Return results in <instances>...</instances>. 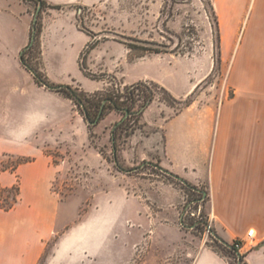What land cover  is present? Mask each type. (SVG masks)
I'll return each instance as SVG.
<instances>
[{
  "label": "rangeland",
  "instance_id": "obj_1",
  "mask_svg": "<svg viewBox=\"0 0 264 264\" xmlns=\"http://www.w3.org/2000/svg\"><path fill=\"white\" fill-rule=\"evenodd\" d=\"M210 4L76 6L81 29L98 39L61 58L44 50L46 4L22 55L16 27L0 31V173L15 176L13 185L0 186V212L21 202L17 171L36 159L4 151L13 144L47 156L56 170L51 190L61 202L34 264H187L188 243L195 253L206 243L232 264H245L214 237L209 180L193 185L179 176L191 188L158 160L171 118L207 107L218 113L234 92L239 35L227 53L220 31L219 49ZM125 109L141 112L126 116ZM17 185L19 195L10 190ZM12 219L0 216V264H19L25 255L22 238L30 230H18Z\"/></svg>",
  "mask_w": 264,
  "mask_h": 264
},
{
  "label": "crops",
  "instance_id": "obj_2",
  "mask_svg": "<svg viewBox=\"0 0 264 264\" xmlns=\"http://www.w3.org/2000/svg\"><path fill=\"white\" fill-rule=\"evenodd\" d=\"M100 1L45 0L46 7L39 16L44 50H50L48 56L61 58L65 50L79 55L98 39L81 29L73 8L93 6ZM34 3L37 11L33 10ZM39 6L35 0H0V13L11 14H0V31L16 27L21 36L20 55L35 33ZM215 8L225 52L239 35V67L232 75L235 95L221 103L218 113L207 107V111H184L171 118L165 126L158 160L165 169L193 185L209 180L214 232L233 245L254 228L253 246L246 250L243 262L264 264V0H215ZM4 151L32 152L36 157L17 171L21 202L10 212H0L2 217H12L18 230H30L22 238L25 255L17 262L34 264L40 258L43 238L55 229L61 205L51 190L56 170L38 149L13 144ZM14 183L13 173H0V186ZM189 244L187 255L192 258H188L187 264H232L206 243H197L196 253Z\"/></svg>",
  "mask_w": 264,
  "mask_h": 264
},
{
  "label": "trees",
  "instance_id": "obj_3",
  "mask_svg": "<svg viewBox=\"0 0 264 264\" xmlns=\"http://www.w3.org/2000/svg\"><path fill=\"white\" fill-rule=\"evenodd\" d=\"M35 1H37L39 4H41L42 7L45 6V4H46L45 0H35ZM210 5H211V9H212V13H213L214 21H215L216 31H217V34H218L219 49H221L220 22H219V16H218V13H217L216 8H215V0H211V4H210ZM156 51H159V50H156ZM26 65H27V64H26ZM27 67H29V66L27 65ZM29 69H30V68H29ZM34 74H35L36 78H37L38 81H39L40 76H39L36 72H34ZM234 95H235V93L233 92V93L230 95L229 98L234 97ZM152 97H153V95H151V98H150V99H152ZM78 101L82 104V102H81L82 100L78 99ZM127 111H129L130 114H134V115H137V114H139V113L141 112V110H139V111H131V110H129V109H125V112H126V113H127ZM115 157H116V152H115ZM178 177H179V176H178ZM181 179H182V178H181ZM182 180H183V179H182ZM185 184L188 185V186L191 187V188H194L191 184H188L186 181H185ZM10 190H15V191L17 192V195L20 194V187H19V185H17V186L14 187V188H10ZM207 196H208V192H207ZM208 197H209V196H208ZM208 197H207V198H208ZM15 200L17 201L18 199L16 198ZM7 208H8V207H7ZM214 237H215L216 240H218L219 242L222 243V246H223L226 250L230 251L232 255H234L236 258L239 259V253H238V251L236 250V248H235L234 245H231V244H228V243H227V245H226V244H225L226 242H225V243L222 242V241L220 240L221 238H220L217 234H215ZM241 261L243 262V258H242ZM241 264H242V263H241Z\"/></svg>",
  "mask_w": 264,
  "mask_h": 264
},
{
  "label": "built area",
  "instance_id": "obj_4",
  "mask_svg": "<svg viewBox=\"0 0 264 264\" xmlns=\"http://www.w3.org/2000/svg\"><path fill=\"white\" fill-rule=\"evenodd\" d=\"M254 239H255V229L251 228L245 237L238 238L235 240L234 246L239 253L240 261L246 254V250L250 249L253 246Z\"/></svg>",
  "mask_w": 264,
  "mask_h": 264
},
{
  "label": "water",
  "instance_id": "obj_5",
  "mask_svg": "<svg viewBox=\"0 0 264 264\" xmlns=\"http://www.w3.org/2000/svg\"><path fill=\"white\" fill-rule=\"evenodd\" d=\"M38 13H39V11H38ZM33 40H34V38H33ZM28 47H30V46H28ZM22 61H23V58H22ZM27 66V65H26ZM52 89H60V88H62L63 87V85H59V86H50ZM128 115H130V113H129V111H127V113H126V116H128ZM169 173V172H168ZM177 177V176H176ZM178 179H180L181 181H183L184 183H185V181L184 180H182L181 178H179V177H177ZM222 242H224V241H222ZM225 243V242H224ZM226 245H227V243H225Z\"/></svg>",
  "mask_w": 264,
  "mask_h": 264
}]
</instances>
